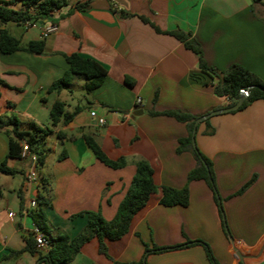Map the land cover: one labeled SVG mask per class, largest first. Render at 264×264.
<instances>
[{"label":"crops","instance_id":"0c3cea01","mask_svg":"<svg viewBox=\"0 0 264 264\" xmlns=\"http://www.w3.org/2000/svg\"><path fill=\"white\" fill-rule=\"evenodd\" d=\"M87 1L89 9H75L77 3ZM40 23L3 26L22 44L45 38L47 49L41 55L0 52V117H17L25 132L52 129L43 139L46 157L37 169L38 183L27 178L29 161L8 158L10 139L0 131V163L6 161L16 171L0 174V263L4 264H45L39 254L47 249L37 245L34 253L4 259L23 250L33 237L35 208L30 203L41 193L42 179L49 183L52 196V207L46 210L50 232L71 238L88 223L87 215L73 219L72 215L100 211L108 221L115 217L138 160L151 164L159 186L187 184L196 162L190 153L177 154L179 140L188 135L186 125L171 117L151 116L149 111L184 110L203 116L228 107L229 101L215 95L211 78L200 72L198 56L166 32L190 33L200 42L209 66L224 71L241 65L264 81V0L262 4L253 0H70ZM50 26L55 30L44 37ZM72 53L100 64L107 70L106 79L91 93L84 89L86 80L78 77L70 89L49 93L48 88L69 68L63 54ZM126 77L133 85L126 83ZM74 98H83L86 105L73 106ZM58 100L69 112L77 107L81 111L70 123L52 127L50 111ZM139 110L143 113L135 115ZM91 111L105 124L97 125ZM210 124L213 134H206V124L200 123L196 144L213 163L234 243L225 234L213 192L199 180L189 184L188 207L161 206L162 194L153 195L134 217L130 232L107 243L114 261L211 264L200 244L146 255L149 249L202 240L219 264H264V101L213 115ZM84 135H90L110 158L124 157L127 166L115 170L97 160ZM255 175V182L235 195ZM113 260L99 252L93 239L73 264H115Z\"/></svg>","mask_w":264,"mask_h":264},{"label":"trees","instance_id":"16d2710c","mask_svg":"<svg viewBox=\"0 0 264 264\" xmlns=\"http://www.w3.org/2000/svg\"><path fill=\"white\" fill-rule=\"evenodd\" d=\"M69 3L70 0H0V52L3 54H13L22 51L30 54H44L47 49L45 38L22 44L20 39L13 36L9 30L3 26L8 23L26 25L44 22L49 20L57 10L68 6ZM253 3L262 4V0H253ZM17 4L21 5V9L14 8ZM90 5V1L77 3L75 9L85 11L90 8ZM145 21L148 22L147 20ZM151 25L157 32H161L154 24ZM166 33L174 36L177 40L182 42L187 49L198 56L200 72L211 78L210 84L213 85L215 95L220 98H226L229 101L228 106L234 105L239 100L242 89L248 91V96L236 111L243 110L256 101H264V81L255 73L237 64L230 66L224 71L211 67L204 59L200 42L190 33H186L182 30ZM63 56L69 68L60 80L55 81L48 88L49 93L60 94L63 90L70 89L75 77H83L86 80L84 89L87 93H91L103 84L108 73L100 64L93 60L83 58L77 53L63 54ZM125 81L129 85H133L129 77H126ZM157 97L158 95L156 94L154 102H156ZM43 101H45L44 98ZM80 111L81 108L77 107L74 111L69 112L66 110V104L64 102L59 100L56 101L50 111L51 126L57 127L61 123H70ZM149 114L151 116L171 117L186 125L188 135L179 140L177 154L190 153L195 159L196 164L188 174L187 184L183 188L159 186L155 182V171L151 164L146 160H138L135 164L136 173L118 207L115 217L108 221L103 217L100 211L81 212L72 215V219L87 215L88 223L77 237L71 238L67 234L52 236L50 232L46 210L52 207V196L49 183L47 180L42 179L40 185L41 193L36 198L37 204L35 210L31 212L35 225L45 233L50 240V248L45 253L39 254L40 262L45 264H73V261L80 253L82 247L93 239H96L99 243V252L113 260L109 255L107 243L109 241L120 240L130 232L134 217L147 206L153 195L158 193L162 194L159 202L161 206L188 207L190 204L189 184L199 180L205 181L213 192L215 201L219 206L225 234L228 236V232L225 230V225L227 226L226 217L222 198L216 186L213 163L199 150L197 144L194 146L192 142L195 122L202 115H195L184 110H165L161 112L150 110ZM204 123L206 124L205 133L213 134L214 128L210 124V118L205 120ZM20 125V120L15 116L8 118L0 117V131H4L10 139L8 158H20L22 150L21 144L26 142L31 151L38 156V169L43 165L46 157L43 139L49 135L52 129L50 127L47 129L38 128L36 132H25L21 130ZM9 127L11 128L9 129ZM199 127L200 124L197 126L195 137L198 134ZM63 136L64 134L62 132H58V137L60 139H63ZM84 139L96 159L109 168L118 170L127 166V160L124 157L118 159L110 158L90 135H84ZM63 157H65V153ZM15 173L16 171L10 168L6 161L0 163V174L13 175ZM256 177V175L253 176L235 195L244 193L255 182ZM203 243L211 264H219L211 247L205 241ZM35 246L36 242L31 236L27 240V245L23 250L12 252L10 256L4 257V259L19 257L24 252L34 253ZM114 262L115 264H119L116 261Z\"/></svg>","mask_w":264,"mask_h":264},{"label":"built area","instance_id":"2783aa9c","mask_svg":"<svg viewBox=\"0 0 264 264\" xmlns=\"http://www.w3.org/2000/svg\"><path fill=\"white\" fill-rule=\"evenodd\" d=\"M55 30L54 26L48 27L45 32H44V37H47L51 32ZM142 98L138 97L137 98V104H141ZM91 118L95 120V123L97 125H104L105 124V119L102 117H99L96 111H91L90 112ZM22 150H21V158L25 159L30 162L31 164V169L27 173V178L28 180L38 183L39 181V176L37 173V162H38V156L33 153L29 147V145L26 142H23L21 144ZM36 199H33L30 203V206L35 208L36 207ZM10 216H13V213L9 214ZM33 238L36 242V245L40 248H46L47 250L50 248V240L45 233H43L37 226H35L33 232H32ZM4 264V263H0Z\"/></svg>","mask_w":264,"mask_h":264},{"label":"water","instance_id":"95a60500","mask_svg":"<svg viewBox=\"0 0 264 264\" xmlns=\"http://www.w3.org/2000/svg\"><path fill=\"white\" fill-rule=\"evenodd\" d=\"M40 24H43V22H41ZM248 96V91L246 89H242L241 91V95H240V98L239 100L232 106H228V107H225V108H222L220 110H215V111H212L208 114H205L203 116H201L200 118H198L195 122V126H194V135L192 137V142H193V145L196 146V137H195V133L197 131V126L201 123V122H204L205 120L209 119L211 116L213 115H217V114H222V113H229V112H233V111H236L237 109L240 108V106L243 104V102L245 101L246 97ZM143 111L142 110H139L137 112H135V115H139V114H142ZM225 230L226 232H228V237H229V240L231 243H234V238L231 236V234L229 233V229L228 227L225 225ZM204 241L202 240H196V241H190L186 244H183V245H179V246H174V247H169V248H157V249H152V250H147L146 251V255L148 253H151V252H161L163 250H168V249H178V248H181V247H184V246H187V245H190V244H200V245H203ZM204 246V245H203ZM146 255L144 257V263H145V260H146ZM242 264H244L242 262Z\"/></svg>","mask_w":264,"mask_h":264},{"label":"rangeland","instance_id":"374dc122","mask_svg":"<svg viewBox=\"0 0 264 264\" xmlns=\"http://www.w3.org/2000/svg\"><path fill=\"white\" fill-rule=\"evenodd\" d=\"M80 78V81L85 82V79L83 77H78ZM81 91L76 90V93H80ZM78 104H82V105H86V103L84 102L83 98H74V103L73 106H76Z\"/></svg>","mask_w":264,"mask_h":264}]
</instances>
